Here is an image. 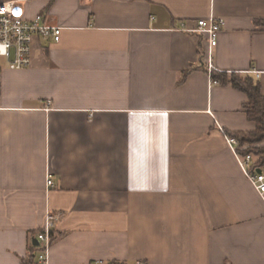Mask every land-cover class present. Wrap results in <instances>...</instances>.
Instances as JSON below:
<instances>
[{
	"label": "crops",
	"instance_id": "crops-1",
	"mask_svg": "<svg viewBox=\"0 0 264 264\" xmlns=\"http://www.w3.org/2000/svg\"><path fill=\"white\" fill-rule=\"evenodd\" d=\"M5 1L62 31L0 71V264H38L48 213V264H264V195L225 137L255 131L248 97L210 84L194 32L223 19L216 73L264 96V0Z\"/></svg>",
	"mask_w": 264,
	"mask_h": 264
},
{
	"label": "built area",
	"instance_id": "built-area-1",
	"mask_svg": "<svg viewBox=\"0 0 264 264\" xmlns=\"http://www.w3.org/2000/svg\"><path fill=\"white\" fill-rule=\"evenodd\" d=\"M225 25L223 19L210 17L198 21L195 33L206 36L208 41L207 51V71L211 85H220V82L213 78V73L217 69L213 63V50L218 45V38L221 29ZM61 28L48 26L43 23L42 16H37L28 20L24 16V11L20 1L0 2V71L3 67L10 70L19 71L29 68L32 65L33 43L37 37L53 38L55 42L60 41ZM229 148L236 156L243 172L256 190L264 195V171L262 169L252 172L253 157L242 155L245 147L239 141L230 136H226ZM261 171V172H260ZM48 188H53L54 183L49 175L47 180ZM59 215L48 213L43 230L37 235L39 243L38 252L34 255L38 264H48L53 240V230ZM93 264H104L95 262ZM143 264V263H138Z\"/></svg>",
	"mask_w": 264,
	"mask_h": 264
},
{
	"label": "trees",
	"instance_id": "trees-1",
	"mask_svg": "<svg viewBox=\"0 0 264 264\" xmlns=\"http://www.w3.org/2000/svg\"><path fill=\"white\" fill-rule=\"evenodd\" d=\"M257 27L264 28V20L255 22ZM213 78L220 84H231V86L248 97L245 105L249 121L256 124L254 132L232 134L242 147V155H251L253 157L252 172H257L264 167V146H259L264 142V96L261 92V85L253 78L243 77L240 74H219L213 73ZM54 242V235L52 243ZM32 258V256H31ZM31 263V262H29Z\"/></svg>",
	"mask_w": 264,
	"mask_h": 264
},
{
	"label": "water",
	"instance_id": "water-1",
	"mask_svg": "<svg viewBox=\"0 0 264 264\" xmlns=\"http://www.w3.org/2000/svg\"><path fill=\"white\" fill-rule=\"evenodd\" d=\"M261 172V171H260ZM38 243L36 242V245H37Z\"/></svg>",
	"mask_w": 264,
	"mask_h": 264
}]
</instances>
